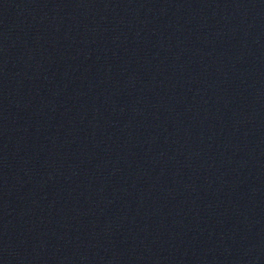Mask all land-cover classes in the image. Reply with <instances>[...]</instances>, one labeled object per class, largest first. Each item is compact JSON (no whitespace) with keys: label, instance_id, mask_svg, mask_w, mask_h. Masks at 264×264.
Instances as JSON below:
<instances>
[{"label":"water","instance_id":"95a60500","mask_svg":"<svg viewBox=\"0 0 264 264\" xmlns=\"http://www.w3.org/2000/svg\"><path fill=\"white\" fill-rule=\"evenodd\" d=\"M0 264H264V0H0Z\"/></svg>","mask_w":264,"mask_h":264}]
</instances>
